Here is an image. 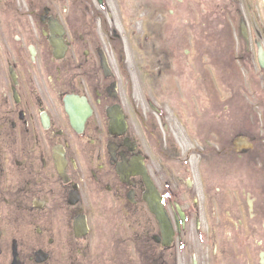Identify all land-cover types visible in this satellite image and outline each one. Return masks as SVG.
<instances>
[{
	"label": "flooded vegetation",
	"instance_id": "1",
	"mask_svg": "<svg viewBox=\"0 0 264 264\" xmlns=\"http://www.w3.org/2000/svg\"><path fill=\"white\" fill-rule=\"evenodd\" d=\"M233 2L0 0V264H264V123L229 82L258 53L229 50Z\"/></svg>",
	"mask_w": 264,
	"mask_h": 264
},
{
	"label": "rangeland",
	"instance_id": "2",
	"mask_svg": "<svg viewBox=\"0 0 264 264\" xmlns=\"http://www.w3.org/2000/svg\"><path fill=\"white\" fill-rule=\"evenodd\" d=\"M251 4L253 5V9L251 12L247 11L246 8V15L248 19L250 20V24L252 29L253 28H258L261 30L262 28L264 29V0H250ZM257 15V17H256ZM204 21H206V18H203ZM257 19V20H256ZM261 44L264 46V36L260 39H258ZM238 43V42H237ZM217 44V43H214ZM239 45V43H238ZM252 46V42H251ZM127 57V56H126ZM255 62V67H251L250 63H246L245 65L241 64L237 68V74L240 76V78L235 77L237 80L233 81L232 76L229 77V82H230V90L232 91L233 84L236 86H239L242 90H245L246 94V99L244 102V107L242 109V113L244 115V124L247 127L253 126L256 123V113L258 112V108L256 103H258L257 100L254 99V95L256 92V87L258 86V83L252 78V73H256V76L258 75L260 69L256 66ZM214 75L217 67H214ZM215 78L218 77L217 75L214 76ZM220 89H222V85H218ZM261 88L264 90V84L262 83ZM259 93V90L257 91ZM247 96H250L248 98ZM254 106V107H252ZM230 108L235 110V113L238 114L239 107L237 105V101H230Z\"/></svg>",
	"mask_w": 264,
	"mask_h": 264
}]
</instances>
